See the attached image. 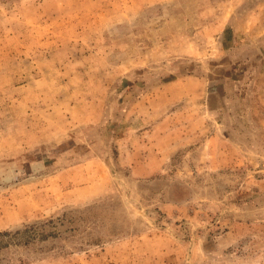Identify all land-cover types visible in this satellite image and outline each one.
<instances>
[{"label":"rangeland","instance_id":"obj_1","mask_svg":"<svg viewBox=\"0 0 264 264\" xmlns=\"http://www.w3.org/2000/svg\"><path fill=\"white\" fill-rule=\"evenodd\" d=\"M0 264H264V0H0Z\"/></svg>","mask_w":264,"mask_h":264}]
</instances>
